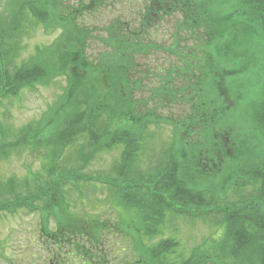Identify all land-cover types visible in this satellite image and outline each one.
Segmentation results:
<instances>
[{"label": "trees", "instance_id": "16d2710c", "mask_svg": "<svg viewBox=\"0 0 264 264\" xmlns=\"http://www.w3.org/2000/svg\"><path fill=\"white\" fill-rule=\"evenodd\" d=\"M118 1L0 0V100L35 85L50 86L58 77L66 82L48 112L51 118L44 115L18 131L19 143L32 151L43 147L50 167L74 140H83L78 160L84 162L97 151L122 148L117 180L78 177L114 189L121 216L116 225L82 218L60 227L65 208L55 189L64 175L48 174L51 185L15 201L29 212L38 210L36 202L42 213L53 212L63 235L81 247L72 255L79 264H110L100 242L113 228L133 241L127 245L134 251L130 264H264V0H146L138 26L114 19L91 27L84 21ZM173 16L180 22L169 45L146 40L144 32ZM39 27L45 34L60 33L22 58L21 39ZM182 33L206 37L202 57L180 48ZM91 42L101 45L93 58ZM150 50L173 61L154 85L153 70L139 66ZM175 103L182 105L181 117L160 115ZM118 121L121 127L110 131L109 124ZM154 126L172 128L165 160L149 183L128 181ZM66 174L64 183L77 179ZM229 192L238 198L214 209V196ZM14 207L0 202V212L12 213ZM182 214L192 220L219 217V240L192 248L186 257L177 240L143 244L159 233L167 215Z\"/></svg>", "mask_w": 264, "mask_h": 264}, {"label": "rangeland", "instance_id": "374dc122", "mask_svg": "<svg viewBox=\"0 0 264 264\" xmlns=\"http://www.w3.org/2000/svg\"><path fill=\"white\" fill-rule=\"evenodd\" d=\"M6 0H2V3ZM146 0H122L114 3L113 6L104 8L100 12L87 15L84 21L91 27H101L114 19H120L138 26L141 19L140 10ZM1 13V12H0ZM180 22L179 16L166 17L162 22L150 28L144 34L146 40L155 45H169L171 35L174 33ZM59 31L45 34L40 27L36 28L27 37L21 39L22 58L33 55L35 46L49 45L59 34ZM180 43V48L185 52L193 53L202 57L205 38L200 35H185ZM101 50V45L91 42L88 54L93 58ZM148 51L139 59L140 69H152L150 84L154 85L159 80L157 74L161 73L172 60L163 51ZM194 54L190 57L193 58ZM179 64V63H177ZM147 67V68H146ZM66 82L60 77L54 79L50 86L33 87L22 89L16 98H4L0 100V147L4 156L0 157V202L5 201L16 205L12 213L0 212V264H49L56 260V264H79L80 261H73L77 247L70 238L63 235L54 213L47 215L42 213L40 202H36L37 211L29 212L28 209L19 207L15 201L17 198H32L42 190L43 184L51 185L48 174L60 175L74 173L77 177L71 183H64L55 189V193L61 198L65 212H60L63 220L60 224L67 225L78 221L97 220L107 225H116L120 221L119 206L114 204V189L110 186H103L96 183L82 182L78 177L117 180L116 173L119 171V161L122 148L114 147L111 151H97L88 161L78 160V149L83 145V140H74L68 151H64L57 158L56 166L50 167L46 151L40 147L38 151H32L26 144H20L15 137L18 131L29 124L40 121L45 115L50 119L48 112L54 107L58 98L63 93ZM148 95V94H147ZM175 105V106H174ZM173 106L166 105L160 109L163 117L172 116L178 119L183 110L180 103ZM187 110V109H186ZM103 119L100 125L103 126ZM105 124H107L105 122ZM122 122L118 121L109 124V130L121 127ZM6 129L10 132L6 133ZM169 126H154L149 128V138L139 151L138 159L128 174V181L149 183V175L160 169V163L165 160L164 152L172 145V131ZM48 132L45 140L51 137ZM44 137H40L43 139ZM86 139L84 138V145ZM165 148V149H164ZM87 153L86 150L83 152ZM178 154V152H177ZM180 155V154H179ZM84 167L81 168V164ZM52 168V169H51ZM51 169V170H50ZM68 175V174H66ZM142 178V179H139ZM140 180V181H138ZM11 184L13 187H10ZM29 187V188H27ZM244 193L243 196H247ZM235 193L215 195L214 209H220L229 202L236 200ZM17 203V204H16ZM130 217V215H127ZM201 219L192 220L185 214L181 216L170 215L164 219L159 232L151 239L144 238L143 244L156 245L163 239L177 240L178 250L188 255L190 250L200 245H214L219 239L220 222L219 217L200 215ZM67 229V227H64ZM62 228V229H64ZM218 234V235H217ZM78 240V239H77ZM86 242V241H85ZM132 239L124 236L115 228L101 238L100 244L110 255V264L121 261L123 264L132 263L134 251L127 245H132ZM84 244L78 242V245ZM125 250V251H124ZM79 251V250H78ZM77 256V255H76ZM134 257V256H133ZM108 260V258H107ZM136 261V260H134Z\"/></svg>", "mask_w": 264, "mask_h": 264}]
</instances>
